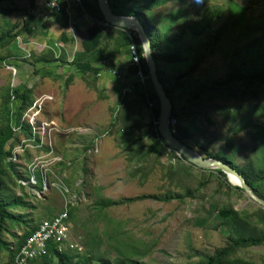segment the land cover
<instances>
[{
  "label": "rangeland",
  "instance_id": "374dc122",
  "mask_svg": "<svg viewBox=\"0 0 264 264\" xmlns=\"http://www.w3.org/2000/svg\"><path fill=\"white\" fill-rule=\"evenodd\" d=\"M7 2L0 1V34L11 24L22 22L26 16L17 11L4 14L7 5H12ZM165 3L158 12L165 17L170 15L171 23L166 21L169 26L162 31V22H157L153 16L152 27H148L156 35L161 33L164 39L165 49L161 48L160 53L175 49L183 51L202 41L206 45L199 56L197 71L180 85L173 81V101L175 108L182 113V126L202 139L214 152L222 149L228 155L232 151L225 147V138L237 132L233 140L234 159L240 166H245L248 160L256 167L264 166V84L255 85L249 90L237 86L204 93L198 98L195 96L210 81L221 78L230 62L245 74L264 70V0H165ZM175 12L179 18H173ZM184 14L191 18L192 24L201 22L200 28L198 25L194 27V30L204 28L201 35L193 34L186 21L181 20ZM217 30L221 31L215 36ZM208 33H211V38L205 41ZM180 34L184 37L179 38ZM18 37L0 49V133L5 131L13 116L12 109L10 116L7 112V102H13L17 111V98L12 89L23 87L17 79L18 67L10 61L24 52L19 46ZM122 47L119 46V50ZM188 55L192 63L193 54ZM13 66L14 69L11 68ZM160 66L164 70L166 68L164 77L167 80V75L174 76L179 71L167 69L163 62ZM183 67L187 68L188 65L184 64L180 70ZM8 96H11L10 100H7ZM106 98L107 105H111V112L114 113L113 97ZM35 100L31 109L23 110L25 126L32 118L36 120L35 130L45 121L60 120L59 113L65 109L63 100L62 104H58L51 94L36 95ZM146 102L142 107L146 121L144 130L148 131L151 124L155 125V120L150 109L151 101L148 99ZM56 129L59 131L55 132ZM20 130L22 135L14 142V148L19 150L22 147L23 150L17 151L18 158L11 159L19 165L20 176L16 179L18 174L9 175L7 180L11 183L4 196L7 201L20 196L27 205L10 210L23 220L22 224L7 222L8 231L3 236L10 244L15 242V235L21 236L30 225L59 214L67 201L75 200V211L68 222V238L60 246L72 258V264H82L88 248H94L95 256L110 259L121 257L126 248L118 244L119 239L134 246V258L141 264H199L204 256L212 255L216 249L229 243L218 213L224 207L248 212L249 217H242L245 233L261 235V224L257 221L259 206L243 191L235 189L237 186L217 170H212V176L197 198H187L184 202L176 198L166 200L172 193L184 194L186 189L198 186L203 176H175L172 182L168 177L170 161L174 164L178 161L169 156L144 163L146 168L143 171L131 175L136 160H128L129 153L120 147L117 139H107L100 152L94 150L86 154L84 149L93 148L94 143L77 140L72 127L58 125L54 128L49 124L42 126L36 134L31 131L33 135L30 138L22 128L18 132ZM25 138L28 140L25 141ZM39 138L42 146L38 147L35 142ZM252 147H256L255 154ZM84 169H87V174ZM143 176L146 178L142 183ZM32 177L38 178L37 184H32ZM44 177L48 185L42 183ZM63 179L67 183H62ZM83 182H86L85 186ZM97 188L100 190L97 191ZM96 193L114 202L132 201L108 208L103 216L93 207ZM142 196L148 198H140ZM117 226L118 231L115 229ZM247 228H251L253 233H248ZM114 233L125 235L115 241L110 237ZM93 238H97L96 247H92ZM238 257L246 264H264V246L250 247L239 253ZM7 260L8 255L4 250L0 264ZM58 263V259L51 262ZM92 264L99 262L95 259Z\"/></svg>",
  "mask_w": 264,
  "mask_h": 264
},
{
  "label": "trees",
  "instance_id": "16d2710c",
  "mask_svg": "<svg viewBox=\"0 0 264 264\" xmlns=\"http://www.w3.org/2000/svg\"><path fill=\"white\" fill-rule=\"evenodd\" d=\"M1 1V0H0ZM8 1L7 4H13V5H7V7L3 10L4 14H10L12 12H21V14H26L30 7L29 0H6ZM134 0H128V2H132ZM163 0H135V7L127 8L126 4L121 3L120 0H108L111 8L118 14H124V15H132L137 16L141 18L142 22L144 23L149 35L152 39V45H153V53H154V60L156 63L157 68V75L159 81L164 85V89L166 91V94L168 98L172 102V113L170 119L176 120V126L174 128V135L176 138L181 140L182 142L189 145L191 148L195 149L197 152H199L203 158L209 159H218L222 160L223 162L228 163L232 168L236 169L238 172H240L243 177L245 178L246 182L251 186V188L261 197L264 199V166L256 167L254 166L250 160L247 161L245 166H240L236 159H234L233 154L235 151L233 140L236 139V135L238 134L233 133L225 138V147L231 149L232 153L231 155H228L225 150L219 149L217 152H214L209 148V145L205 144V142L200 139L197 135L194 133H190L186 130L185 127L182 126V113L178 111L174 106V91L175 87L173 86L175 81V84L180 85L181 82L191 77L198 69L200 65L199 56L203 50L206 49V45L203 44L204 42H200L196 46H189L188 49L182 50H174V51H166L160 53V49H165V42L164 39L160 35H156L154 31L148 30V27H152V22L149 20L147 13H145L147 8H154L156 5L161 3ZM165 1V0H164ZM138 2V4H136ZM22 4V5H19ZM82 5L85 9V11L99 20H104L105 16L100 8L98 0H82ZM57 18H61L65 20V23H67L68 16L65 14L64 11L56 12ZM199 12H197V16H199ZM202 14V13H201ZM144 16V18H143ZM188 17L184 14V18ZM173 18H179V15H176V12L173 14ZM182 16V21L185 20L187 23V27L193 31V34L195 35H201L203 33L202 29L196 28L194 30V27L198 25L200 28L201 22H195L192 24V21L189 19H184ZM201 18V17H200ZM145 19V20H144ZM172 21V20H171ZM169 26V25H168ZM165 27V26H163ZM186 27V28H187ZM25 30V23L24 20L22 22H17L14 24H11L9 28L5 31H3L0 34V49L4 48L8 44L12 43L13 40H15L23 31ZM130 31V33H128ZM159 31V29H158ZM221 30H217L214 35H218ZM116 32V34H115ZM115 32L110 30V28H103L100 27L97 23H94L89 28L90 38L89 40L84 42L85 49L89 50L88 52H97L102 55V57L106 58L107 56V44L103 48H100L101 42H104L106 38L112 37L114 39L115 48L119 49V46H125L129 45L133 42L132 40H135V42L138 44L139 53L141 57V64L140 69L142 70V73L145 77V83L141 85L139 82H136L137 90L136 94H134V98L125 99L122 101V105L120 106L121 110L118 111L114 117V121L112 123V127L115 126H121L122 129H133L136 133L137 137L134 141V144L129 146L126 149V152L129 154L128 160L135 161L136 165L133 167V172L131 175L143 171L146 166L143 165L144 163H148L151 160H158L164 156H169L172 158H175L176 161H178L177 164H174L170 161V175L168 176L172 182H174L175 176H197L202 175L203 178L201 179L198 186H195L194 188H188L186 191L181 192V194L178 193H172V196H167L165 198L166 200H173L176 198L177 200L184 202L187 198H197L198 195L202 192L204 186L207 184L206 181L210 178L212 170H203L200 169L192 164L187 163L186 161L183 162L184 158H179L176 155V152L171 150L166 142L162 139V137L159 135L157 125L151 124V130L145 131V119L143 117V105H145L147 100L149 99L152 104V114L155 121L158 122V117L160 113V106H159V100L156 92L154 91V88L151 84V80L149 78V69L146 63V56H145V50L142 44V41L139 37V33L131 28L122 27L115 29ZM179 38L184 37V35H178ZM264 37V36H263ZM211 38V33L207 34L206 40L208 41ZM193 54V61L191 62V58L188 54ZM165 63L167 65V69L170 70H176L179 71L177 74L167 75L169 80H167L165 76V70L160 66L161 63ZM131 74L134 76L136 75V65H134L131 61ZM187 64V68H180ZM184 70V71H183ZM147 84V85H146ZM264 84V70H262L259 73H243L239 69L238 66H236L234 63L230 62L226 65L225 73L224 75L216 80H212L208 83L207 87H203L198 92H196L195 96L198 98L204 93H213L218 90L223 89H231L235 88L237 86L244 88L246 90L251 89L255 85H263ZM135 86V87H136ZM13 92H15L16 100H17V111L14 109L13 102L11 101L7 102V112L10 116V111L12 109V118L10 122L7 124L5 131L0 133V256L2 251H6L8 255L7 262H4L2 264H12L13 258L17 251L22 247L26 240L31 236V234L39 227V224L45 220L46 218H50L53 216H49L44 218L42 221H40L38 224L30 225L26 228V230L23 232L21 236L15 235V242L10 244L5 239L3 234L8 231L7 222L9 224H22L23 220H21V217H18L14 212L10 211L11 209L18 208V206H26L27 204L22 200V197L18 196L17 198H14L11 201L5 200L4 192H6L8 189V185L11 183L8 177L11 174H18V167L19 165L17 163H14L11 159H9V156L12 154V149L14 147V142L18 140L19 138V132L16 131V128H22L23 133H26L28 137H31V131L32 128L30 126V123L26 122L23 124V110L27 109L28 107H32L33 101L36 99L34 90L32 88L23 86L19 88L12 89ZM11 96L7 97V100H10ZM36 101V100H35ZM9 109V111H8ZM135 112V114H134ZM10 119V118H9ZM242 130V129H239ZM22 133V132H21ZM146 139H148V142H143ZM40 138L38 142H35V144H39ZM211 144V143H209ZM39 147V146H38ZM253 153H256V147H252ZM90 149V147L85 148V153L87 154V150ZM85 154V155H86ZM253 154V155H254ZM181 157V156H180ZM186 162V163H185ZM63 164V163H62ZM177 165V166H176ZM68 166V165H67ZM85 174H87V169L83 170ZM218 173L227 179V176L222 172L217 170ZM19 174L18 177L19 178ZM40 177V175H38ZM146 177H142V183ZM62 183H67L66 179L62 181ZM86 183V182H85ZM85 183L83 182V185L85 186ZM18 185V184H17ZM82 185V187H83ZM232 187V186H231ZM235 189H238L240 191L241 188L236 187ZM100 188H97V191H99ZM96 201L94 203V209L98 212V214H101L105 216V212L108 208L119 205L120 203H126L131 202L132 200L128 201H122V202H114L110 198H107L105 196H101L100 194L96 193ZM3 198V199H2ZM140 198H148L147 196H142ZM74 206V205H73ZM70 205L69 209V220H71V217L73 216V213L75 211V207ZM100 207V208H99ZM258 212L260 213L259 219L257 220L258 223L261 224V235L260 236H252L247 235L245 233V229L243 228V218L242 217H249L250 214L246 211L238 212L234 210L233 208H221L218 210V213L222 219L221 226L223 227V233L224 236L228 239V245L218 248L214 251L212 255L204 256L202 261L199 264H246V262L238 257V254L242 251L250 248V247H258V246H264V209L261 207L258 208ZM257 215V214H256ZM262 215V216H261ZM115 229L118 231V226L115 227ZM257 229V228H256ZM255 229V231H256ZM246 231L248 233H253L251 231V228H247ZM125 235L124 233H114L113 235H110L112 238L111 240H117L118 237H121ZM93 245L92 247H96L98 245L97 238H93ZM118 244L125 245L126 252L121 253V257H116L114 259L95 256L94 248H88L86 255L82 259V264H92L93 260H98L99 264H141V262L137 259H135V248L134 246L128 244L127 242H124V240L119 239L117 240ZM119 252L121 251L118 248ZM123 254V255H122ZM53 259H58V264H72V258L67 254V252L62 251L60 245L55 243H49L47 254H45L42 258L36 259L31 261L29 264H51Z\"/></svg>",
  "mask_w": 264,
  "mask_h": 264
},
{
  "label": "crops",
  "instance_id": "0c3cea01",
  "mask_svg": "<svg viewBox=\"0 0 264 264\" xmlns=\"http://www.w3.org/2000/svg\"><path fill=\"white\" fill-rule=\"evenodd\" d=\"M29 1L30 7L24 16L25 30L19 38V46L24 52L10 60L18 67L19 83L32 88L35 96L51 94L58 104L64 101L65 109L59 113L60 120H53L55 127H72L77 140L94 143V147L87 150L88 153L94 150L100 152L107 139H117L120 147L126 150L134 144L136 133L133 129H122L118 125L112 127V123L116 113L121 110L122 101L134 98L138 89L135 85L138 78L130 71L132 58L129 45L119 50L115 48L112 37L106 38L100 44V48L107 44L106 58L100 53L88 52L84 45L90 38L89 28L94 23L110 28L112 32L122 27L106 25V19L98 21L79 4H73L70 11L65 12L67 24L64 19L56 17L57 13L48 12L43 0ZM120 2L126 4L127 8L135 7V0ZM165 4L163 0L145 11L152 23L154 17L157 22H162V26H165L162 31L171 23L169 14L165 17L158 12ZM166 21H169L168 25ZM129 87H133L131 92L127 91ZM106 97H113L114 113L111 112V105H107ZM143 142H148V139Z\"/></svg>",
  "mask_w": 264,
  "mask_h": 264
},
{
  "label": "water",
  "instance_id": "95a60500",
  "mask_svg": "<svg viewBox=\"0 0 264 264\" xmlns=\"http://www.w3.org/2000/svg\"><path fill=\"white\" fill-rule=\"evenodd\" d=\"M98 2L108 23L121 27L131 28L139 33V37L145 50L146 63L149 69V78L159 100L160 113L157 122V129L159 135L166 142L167 146L171 150L179 154L182 158H184V160L189 164H192L203 170L222 171L227 176V179L230 183L231 181L229 177L233 176L237 179V183L231 184L241 188V190L249 197L251 201L264 209V199L261 198L251 188V186L246 182L245 178L240 172H238L236 169L232 168L228 163L223 162L222 160L203 158V156L199 152L175 137L174 131L172 130L170 125V117L173 108L172 102L166 94L164 85L158 79L156 63L153 58L154 53L152 39L144 23L142 22L141 18L137 16L116 13L111 8L108 0H98Z\"/></svg>",
  "mask_w": 264,
  "mask_h": 264
},
{
  "label": "built area",
  "instance_id": "2783aa9c",
  "mask_svg": "<svg viewBox=\"0 0 264 264\" xmlns=\"http://www.w3.org/2000/svg\"><path fill=\"white\" fill-rule=\"evenodd\" d=\"M43 3L48 12L56 13V12H61V11L68 12L70 11L69 9L74 6L73 4L82 5V0H43ZM106 25H110V23L106 22ZM132 41L133 42L129 46L130 52H131V58H132L131 61L134 65H136V68H137L136 77L138 78V81L143 85L145 83V77H144V74L142 73V70L140 69L141 57L139 53V48L135 40H132ZM11 68L14 69V66ZM113 72L118 73L117 70H113ZM132 90H133V87H129L127 89L128 92H131ZM151 108H152V104H150V109ZM154 123L155 125H157V121H154ZM49 124L52 125L54 128L56 126L53 120L49 122L45 121L39 126L37 130H35L37 128L36 120L34 118L30 120V125L32 127L33 134L38 133V131L41 129L42 126L46 127ZM170 125H171L172 130L174 131V128L176 126V120L170 119ZM18 129L20 128H16V131H18ZM21 132L22 131L20 130L19 137L22 135ZM33 134H31V136ZM27 140L28 139L25 138V141ZM35 146H42V145L39 143V144H35ZM21 148L17 150L16 148L13 147L12 149L13 151H12V154L9 156V159H12L13 157L14 158L17 157V151H20ZM31 182L32 184H37L38 178L32 177ZM42 183H44V185L45 184L48 185L49 182L46 180V177L43 178ZM65 191L66 193H68V190H65ZM75 201L74 202L67 201L64 206V210L62 212H60L59 214L53 217L46 218L45 220H43L39 224V227L26 240L25 244L22 247H20V249L17 251V253L15 254L13 258L12 264H29L33 260L42 258L45 254H47L48 245L51 242L61 246L63 242L67 240L68 238L69 209H70V205L73 206L75 204Z\"/></svg>",
  "mask_w": 264,
  "mask_h": 264
},
{
  "label": "bare ground",
  "instance_id": "6f19581e",
  "mask_svg": "<svg viewBox=\"0 0 264 264\" xmlns=\"http://www.w3.org/2000/svg\"><path fill=\"white\" fill-rule=\"evenodd\" d=\"M67 24H68V23H67ZM86 136H87V135H86ZM229 179H230L231 183H233V184H236V183H237V179L234 178L233 176H230ZM2 199H3V198H2ZM99 208H100V207H99Z\"/></svg>",
  "mask_w": 264,
  "mask_h": 264
},
{
  "label": "clouds",
  "instance_id": "9594fccd",
  "mask_svg": "<svg viewBox=\"0 0 264 264\" xmlns=\"http://www.w3.org/2000/svg\"><path fill=\"white\" fill-rule=\"evenodd\" d=\"M31 126V125H30Z\"/></svg>",
  "mask_w": 264,
  "mask_h": 264
}]
</instances>
